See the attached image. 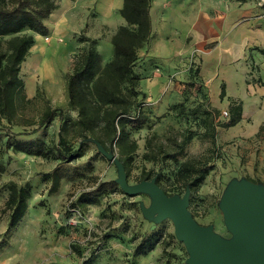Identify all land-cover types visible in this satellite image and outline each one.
I'll list each match as a JSON object with an SVG mask.
<instances>
[{
	"label": "rangeland",
	"instance_id": "rangeland-1",
	"mask_svg": "<svg viewBox=\"0 0 264 264\" xmlns=\"http://www.w3.org/2000/svg\"><path fill=\"white\" fill-rule=\"evenodd\" d=\"M53 1L57 9L45 20L46 35L25 29L0 37V49L6 53L13 38H34L19 72L28 100L15 99L16 123L20 125L9 124L0 116V165L4 166L0 171V264H187L189 254L175 236L171 219L144 215L143 210L153 207V196L124 193L117 183L115 162L100 151L91 132L84 139L73 126L79 110L69 105L67 85L74 65L90 48L99 60L95 78H84L90 110L101 113L131 101L135 104L131 114L147 120L141 129L126 127L128 140L122 146L113 145V155L128 165V185L155 179L168 196L183 198L187 187H180L175 180L180 163L186 157L209 158L212 169L202 184L190 189L188 211L221 240L233 241L222 209L223 197L232 185L250 183L264 189V112L256 115L257 108L246 107L245 114L242 106L241 119L231 125L234 102L228 105L223 100L226 85L230 93L237 90L235 80L229 73H225L226 85L216 82L211 86L210 80H203L200 55L187 49L182 36L175 42L179 52L172 59L157 57L148 46L151 41L139 48L134 82L118 89L119 77L110 64L116 57L113 39L126 25L122 7L113 12L102 9L99 0L82 4ZM233 1L254 10L255 14L240 19L239 24H249L261 35L264 0ZM189 2L192 0H179L177 4L187 6ZM248 70V76L256 75L253 62ZM106 88L115 93L117 101L112 106ZM223 88L225 95H221ZM57 107L69 118L68 129H62L58 117L37 129L43 112ZM93 116L98 119V114ZM102 126L100 123L95 129L100 136L106 134L101 133ZM189 131L194 138L183 150ZM9 135L13 136L12 145L7 149ZM61 135L80 148L83 156L69 163L53 159L47 151L56 146ZM27 142L43 145L47 155L14 150V144ZM103 182H116L118 187L98 196L86 195ZM12 187L29 188L31 196L23 219L9 230L8 210L4 209Z\"/></svg>",
	"mask_w": 264,
	"mask_h": 264
},
{
	"label": "trees",
	"instance_id": "trees-1",
	"mask_svg": "<svg viewBox=\"0 0 264 264\" xmlns=\"http://www.w3.org/2000/svg\"><path fill=\"white\" fill-rule=\"evenodd\" d=\"M152 3L153 0H123L120 13L125 19L126 25L120 28L113 39L116 57L110 64V68L119 77L118 89L123 84L134 82L136 78L134 65L137 61V50L147 45L152 39L150 18ZM56 9L57 6L53 0H8V2L0 0V37L16 34L25 29L46 35L48 27L45 24V20ZM33 44L34 38L32 36L15 37L8 42V53L0 49V116L5 117L9 124L12 125H20L16 123L18 108L15 99L20 97L23 102L28 101L23 83L19 78V72L22 63L28 55V50ZM98 64L99 60L94 48L87 49L76 62L67 85L69 105L73 109L79 110V119L73 123V126L74 128H79L81 137L86 139L87 132H91L92 136H95L96 141L107 152H112L114 143L117 146H122L128 140L129 136L125 130L126 127L130 126L132 129L138 130L146 125L147 120L139 114H131L132 109L135 108V104L131 101H126L124 104L123 102L116 104L117 100L114 98V91L107 88L105 92L110 105L116 104L117 107L115 109L106 108L101 113L99 112L100 110H90L91 105L84 91V78L87 77L88 80H93ZM221 95H225L224 88L221 91ZM231 111V120L233 121L231 125H234L235 122L241 119L242 105L231 104ZM93 114H98V119ZM208 115L211 118V115ZM54 117L60 119L62 129L66 131L70 120L64 116L60 107L47 108L39 119L37 129L48 125ZM100 123L103 124L100 128L101 133L106 132L102 136L97 134L95 130ZM30 125L33 124L31 123ZM12 137V135L8 136L7 149L12 145L10 143ZM193 138L194 134L189 131L182 143L183 150ZM106 143H109V145L107 146ZM14 150L27 155L43 157L48 152L53 159L59 160L61 163H69L83 156L82 150L75 148L66 135H61L56 146L47 152L46 148L38 142L17 143L14 144ZM209 161V158L186 157L178 167L176 183L184 189L186 187L191 190L196 189L204 182L212 169ZM122 163L128 174L127 163L124 160H122ZM0 171H4V166L0 165ZM117 187L118 184L116 182L99 183L96 188L86 193V195L88 197L98 196L106 190ZM30 196L29 188L18 189L12 187L4 209V212L8 210L9 230L15 229L23 219Z\"/></svg>",
	"mask_w": 264,
	"mask_h": 264
},
{
	"label": "crops",
	"instance_id": "crops-1",
	"mask_svg": "<svg viewBox=\"0 0 264 264\" xmlns=\"http://www.w3.org/2000/svg\"><path fill=\"white\" fill-rule=\"evenodd\" d=\"M99 1L102 9L113 12L119 11L123 5V0ZM177 1H153L149 48L157 57L172 59L179 52L175 42L182 36L187 49L200 55L203 80H210L211 86L216 82L226 85L228 78L225 73L235 80L237 90L230 93L226 85L227 96L223 102L241 104L245 114L246 107L257 108L256 115L263 114L264 111L259 108L264 109V32L257 35L259 30H251V25L239 24L240 19L255 14L254 10L233 0H192L193 3L189 2L187 6L178 5ZM84 2L87 0H77L78 4ZM182 21L186 23L183 28L179 26ZM262 29L264 31V24ZM252 62L257 76L255 73L247 75ZM253 77L255 79L250 80ZM249 118L250 115L246 119Z\"/></svg>",
	"mask_w": 264,
	"mask_h": 264
},
{
	"label": "water",
	"instance_id": "water-1",
	"mask_svg": "<svg viewBox=\"0 0 264 264\" xmlns=\"http://www.w3.org/2000/svg\"><path fill=\"white\" fill-rule=\"evenodd\" d=\"M100 151L115 162L124 193H150L153 207L144 215L171 219L175 236L189 254L187 264H264V189L250 183L232 185L223 197L222 209L234 240L224 242L212 228L199 225L188 211L190 188L183 198L168 196L155 179L129 186L123 163L95 141Z\"/></svg>",
	"mask_w": 264,
	"mask_h": 264
},
{
	"label": "built area",
	"instance_id": "built-area-1",
	"mask_svg": "<svg viewBox=\"0 0 264 264\" xmlns=\"http://www.w3.org/2000/svg\"><path fill=\"white\" fill-rule=\"evenodd\" d=\"M49 38H46V40H48ZM224 115H228V113L227 112H225V114Z\"/></svg>",
	"mask_w": 264,
	"mask_h": 264
}]
</instances>
